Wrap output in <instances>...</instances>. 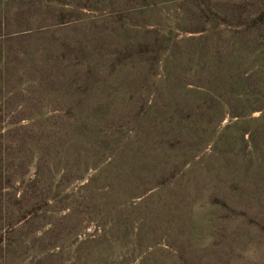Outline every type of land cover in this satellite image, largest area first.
Wrapping results in <instances>:
<instances>
[{
  "label": "rangeland",
  "instance_id": "374dc122",
  "mask_svg": "<svg viewBox=\"0 0 264 264\" xmlns=\"http://www.w3.org/2000/svg\"><path fill=\"white\" fill-rule=\"evenodd\" d=\"M0 264H264V0H0Z\"/></svg>",
  "mask_w": 264,
  "mask_h": 264
}]
</instances>
